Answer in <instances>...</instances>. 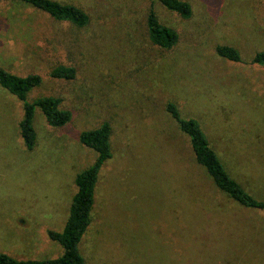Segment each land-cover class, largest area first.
Listing matches in <instances>:
<instances>
[{
  "label": "rangeland",
  "instance_id": "rangeland-1",
  "mask_svg": "<svg viewBox=\"0 0 264 264\" xmlns=\"http://www.w3.org/2000/svg\"><path fill=\"white\" fill-rule=\"evenodd\" d=\"M80 8L88 24L54 25L18 0H0V68L38 75L27 103L55 97L71 113L62 128L36 109V143L19 132L23 102L0 87V254L17 261L59 258L48 232L63 231L76 177L96 153L83 131L107 123L111 158L100 170L91 223L79 244L86 264H264V212L216 189L166 112L197 119L229 175L264 202V0H184V20L152 2L179 42L154 46L151 0H53ZM238 50L241 61L216 54ZM58 66L72 80L53 79Z\"/></svg>",
  "mask_w": 264,
  "mask_h": 264
},
{
  "label": "trees",
  "instance_id": "trees-1",
  "mask_svg": "<svg viewBox=\"0 0 264 264\" xmlns=\"http://www.w3.org/2000/svg\"><path fill=\"white\" fill-rule=\"evenodd\" d=\"M41 12L54 25L64 28H84L88 24V16L80 8L65 5L53 0H18ZM146 16V27L150 42L164 50L170 51L179 42L177 33L160 23L154 11L152 2ZM166 10L177 14L184 20L192 17V8L184 0H156ZM218 57L230 62L241 61L240 53L230 46H217ZM250 63L264 66V52H256ZM75 70L70 67H55L50 77L53 79L72 80ZM41 84L38 75L19 77L0 68V87L23 102L24 117L19 124V132L27 150H32L36 143V133L33 127V117L38 109L47 124L54 128H62L71 120V113L60 108L61 100L55 97L39 98L27 103V94ZM166 112L176 122L179 131L188 139L194 162L200 166L218 191L237 204L264 212V202L252 197L226 171L222 161L212 149L199 121L194 118H183L177 106L167 102ZM110 126L102 124L97 129L83 131L79 142L96 153L92 166L80 173L75 179L76 193L72 199L70 213L62 232H48V238L58 243L63 250L59 258L46 261H17L0 254V264H86L80 253L79 244L91 223V212L95 203V191L99 173L104 163L111 158Z\"/></svg>",
  "mask_w": 264,
  "mask_h": 264
}]
</instances>
